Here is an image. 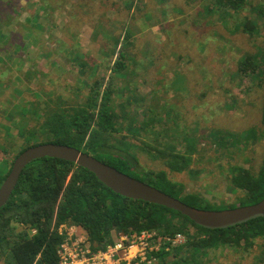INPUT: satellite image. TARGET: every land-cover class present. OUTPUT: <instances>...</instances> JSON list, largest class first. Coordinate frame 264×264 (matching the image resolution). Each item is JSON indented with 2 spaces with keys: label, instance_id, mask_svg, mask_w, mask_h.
I'll list each match as a JSON object with an SVG mask.
<instances>
[{
  "label": "rangeland",
  "instance_id": "obj_1",
  "mask_svg": "<svg viewBox=\"0 0 264 264\" xmlns=\"http://www.w3.org/2000/svg\"><path fill=\"white\" fill-rule=\"evenodd\" d=\"M262 3L264 0H248L245 8L238 12L229 9L231 14L226 16L218 11L207 14L208 0H0V143L12 145L5 155L8 164L3 163L4 155L0 153V169L3 165L10 166L15 154L31 140L28 132L19 135L22 129L38 131L33 142L46 141L41 125L56 115L76 112L73 109L83 106L95 79L107 80L111 76L108 62L112 63L118 52L110 53L113 42L109 33L124 32L126 24L134 33L131 38L135 44L125 49L118 45V49L141 61L133 66L136 74L128 78L130 83L123 84L124 90L117 99L125 104L126 97H130L128 107L138 123L150 118H144L147 113L158 120L178 117V128L174 122L158 123L155 119V130L166 127L171 137L187 134L194 141L198 139L191 164L172 171L162 156L155 158L148 152L145 142L156 146L154 135L127 131L131 112L125 117L123 114L128 110L118 106L119 122L126 129L113 135L126 140L123 153L137 160L128 166L129 173L146 179V172L154 171L158 175L165 172L169 182L182 185V193L166 180L154 178L151 182L193 206L209 210L239 207L243 193L233 184L231 164L259 167L261 145L253 141L254 149L247 150L251 160L245 162L236 153L240 152L237 147L224 153L216 142L229 139L222 137V133L229 136L230 131L244 130L262 118L264 73L256 77L250 70L242 71L240 63L246 55L264 46V18L257 19V33H242L235 27L236 22L255 18L257 13L253 7ZM224 17L228 18L227 25L222 23ZM163 27H175L170 38L177 41L174 44L178 45L179 56H175L180 57L179 67L166 66L153 58L156 64L146 68L149 65L146 62L152 59L151 55L145 58L148 45L160 46L166 35L162 33ZM253 77L256 83L249 89ZM121 85L122 81L116 79V88ZM159 88L166 89L163 94L178 109L161 110L160 105L166 99L153 93ZM234 95L239 97L241 108L234 105ZM153 98L160 105L152 103ZM27 107L37 109L38 114L26 112ZM169 136L160 135V141L182 146ZM148 233L152 237L140 264H163L154 252L163 246L170 250L187 241L186 234L181 232L162 239L156 232ZM112 235L114 241L121 236L115 232ZM260 253V246H218L209 249L207 254L200 252L198 264H264ZM3 263L0 259V264Z\"/></svg>",
  "mask_w": 264,
  "mask_h": 264
},
{
  "label": "trees",
  "instance_id": "obj_2",
  "mask_svg": "<svg viewBox=\"0 0 264 264\" xmlns=\"http://www.w3.org/2000/svg\"><path fill=\"white\" fill-rule=\"evenodd\" d=\"M208 1L207 14L218 11L220 15L224 13L226 16L230 13L228 12L229 9L238 12L248 4V0ZM253 8L257 13L256 19L251 17L241 23L236 22V29L242 33L253 34L259 31L257 19L264 18V3ZM144 15L147 13L145 12ZM222 23L227 25L228 18H222ZM125 27L126 30L118 35L109 33L113 42L110 53L118 52L117 58L112 63L111 61L108 62L111 76L107 80L105 78L95 79L90 86L87 97H85L83 106L73 109L77 110L76 112H66L56 115L50 121H45V124L41 125V130L45 132L46 141L33 142L32 139H36L39 135L35 134L38 131H24L22 129L19 135L28 132L31 140L15 154L13 160L29 146L54 142L77 147L130 174L128 166L137 160L131 155L123 153V143H126V140L113 135V132L126 129V125L119 122L121 115V113H117L119 106L122 110H128L123 116L129 117L130 112L132 115L127 131L139 135L148 132L156 138V146L145 142L152 157L162 156L160 158L169 164L168 166L172 171L191 164L192 155L197 150L198 139L195 138L194 141L193 136L187 134L182 137H178L179 134L171 137L166 127L164 130L156 131L154 122L155 119H158L154 116L151 118V114L148 113L144 115V118H150L145 119L142 124L138 123L134 112L130 111L128 107L131 103L130 97H126L125 104L117 99V97L120 98L124 90L123 84L130 83L128 78L131 76L132 79V76L136 74V69L133 66L138 65L141 61L134 55L119 50L121 48L118 49V45L125 49L135 44V40L131 38L134 34L132 29L126 24ZM174 28H162V33L166 35L158 48L151 46V43L148 45L149 50L146 51L145 58H149L151 55L152 59L146 62V65L149 64L146 68L156 64L153 58L166 66L179 67L177 60L180 57L175 56L178 53V45L174 44L177 41L170 38V34L174 33ZM0 39L2 38L0 37ZM182 45L185 46V44ZM177 56L179 55L177 54ZM81 65L86 66L87 64ZM106 69H108V65H106ZM240 69L242 71L250 70L256 74V77H260L262 72L264 73V46L259 48L258 52L246 55L240 63ZM256 77H253L249 89H253ZM116 79H120L123 86L116 88ZM134 86L136 87V85H132V88ZM164 90L166 91L164 88L154 89L153 93L161 98L164 97L167 102L165 101L160 105L156 98H153L151 102H157L161 106V110L178 109L163 94ZM228 91L230 92V90ZM115 94L116 97H113ZM233 97L236 99L234 105L241 108L239 97L235 95ZM36 103L37 105L40 104L38 101ZM23 109L25 110V108ZM26 110V112L38 114L37 109L27 107ZM150 110L155 109L151 108ZM156 122H174L178 128V117L176 119L167 118V120L162 117ZM162 134L173 138V141L178 140L182 146L181 144L180 146L177 145L176 142L164 144L159 137ZM224 136L229 137V139H219L216 142L219 149L222 151L223 148L225 153L227 149L237 147L240 152L236 153L240 158L243 156L241 160L245 162L251 160L247 150L254 149L253 141L259 142L261 145L262 155L259 167L255 168L250 164L246 168L236 163L231 164L233 184L243 193L240 197L239 202H242L239 206L261 201L264 198V107L260 121L253 123L244 130L230 131L229 136L222 133V137ZM174 138L176 139L174 140ZM112 139H115V142ZM183 143L185 149H183ZM240 143L242 147H239ZM11 148V144L0 143V153L4 155V164H8L5 155L9 154ZM231 156L235 157L236 155L232 154ZM13 160L11 165H13ZM11 165L1 167L0 186L9 173ZM7 167L8 170H6ZM161 174L158 175L154 171L146 172L144 174L147 176L146 179L145 177L136 178L154 186H156L155 183L151 182L154 178L159 181L160 179L170 181L165 172ZM171 184L174 189L182 193V185L177 186V183L169 182L170 186ZM167 193L175 196L170 192ZM187 195L189 196L190 193ZM204 209L208 208L204 207ZM61 224L76 225L84 229L91 249L94 251L106 249L108 244H113V232L118 235L140 234L143 231L156 232L160 239L163 236L172 237L180 232L186 234L187 241L185 244L172 247L170 250H166L167 246H163L158 252H154L163 264H198V261H201L200 252L207 254L209 249L218 246H230L232 248L260 246V256L264 259V216L225 229L205 228L177 210L140 199L128 198L114 192L99 180L92 171L74 162L55 157H43L30 162L25 167L13 195L0 209V259H3V264H57L60 258L58 251L64 239V233H60L58 229Z\"/></svg>",
  "mask_w": 264,
  "mask_h": 264
},
{
  "label": "water",
  "instance_id": "obj_3",
  "mask_svg": "<svg viewBox=\"0 0 264 264\" xmlns=\"http://www.w3.org/2000/svg\"><path fill=\"white\" fill-rule=\"evenodd\" d=\"M43 157H55L74 162L92 171L114 192L128 198L140 199L177 210L205 228L225 229L264 216V198L254 204L223 210L196 207L77 147L54 142L29 146L15 158L9 173L0 186V209L13 195L25 167L30 162Z\"/></svg>",
  "mask_w": 264,
  "mask_h": 264
},
{
  "label": "built area",
  "instance_id": "obj_4",
  "mask_svg": "<svg viewBox=\"0 0 264 264\" xmlns=\"http://www.w3.org/2000/svg\"><path fill=\"white\" fill-rule=\"evenodd\" d=\"M59 232L64 233L57 264H140L146 257L150 233L121 235L106 249L92 250L84 229L76 225L61 224ZM82 233H79V230ZM35 232V230H33ZM181 235H178L180 239ZM122 252V254H120Z\"/></svg>",
  "mask_w": 264,
  "mask_h": 264
},
{
  "label": "bare ground",
  "instance_id": "obj_5",
  "mask_svg": "<svg viewBox=\"0 0 264 264\" xmlns=\"http://www.w3.org/2000/svg\"><path fill=\"white\" fill-rule=\"evenodd\" d=\"M104 249V248H103ZM157 259V258H156ZM156 261V260H155Z\"/></svg>",
  "mask_w": 264,
  "mask_h": 264
}]
</instances>
